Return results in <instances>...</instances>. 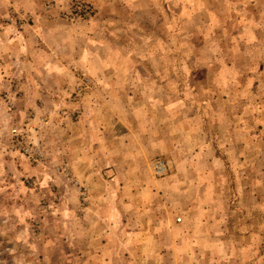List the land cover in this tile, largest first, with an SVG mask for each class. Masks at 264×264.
Listing matches in <instances>:
<instances>
[{"label":"rangeland","instance_id":"obj_1","mask_svg":"<svg viewBox=\"0 0 264 264\" xmlns=\"http://www.w3.org/2000/svg\"><path fill=\"white\" fill-rule=\"evenodd\" d=\"M0 264H264V0H0Z\"/></svg>","mask_w":264,"mask_h":264},{"label":"built area","instance_id":"obj_2","mask_svg":"<svg viewBox=\"0 0 264 264\" xmlns=\"http://www.w3.org/2000/svg\"><path fill=\"white\" fill-rule=\"evenodd\" d=\"M88 9H89L88 6L83 8L82 11L84 12V14L88 13ZM10 135L12 136L13 142H14V139H16V141H15L16 144H18L20 146V148L23 150V152L25 154L31 155L33 148L30 146L29 143H27L25 140H23V136L18 131L17 127L14 126V127L10 128Z\"/></svg>","mask_w":264,"mask_h":264},{"label":"crops","instance_id":"obj_3","mask_svg":"<svg viewBox=\"0 0 264 264\" xmlns=\"http://www.w3.org/2000/svg\"><path fill=\"white\" fill-rule=\"evenodd\" d=\"M15 38H17V37H15Z\"/></svg>","mask_w":264,"mask_h":264}]
</instances>
